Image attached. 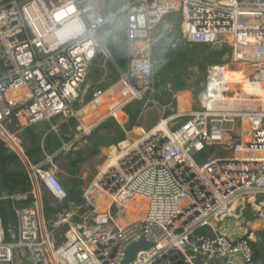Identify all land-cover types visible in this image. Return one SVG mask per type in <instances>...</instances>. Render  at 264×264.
Returning <instances> with one entry per match:
<instances>
[{"label": "built area", "instance_id": "1", "mask_svg": "<svg viewBox=\"0 0 264 264\" xmlns=\"http://www.w3.org/2000/svg\"><path fill=\"white\" fill-rule=\"evenodd\" d=\"M170 12H181L185 42L229 46L232 62L251 63L250 79L263 85L264 0H115L112 6L106 0H0V139L19 155L31 182L26 193L0 201L33 196L26 206L14 204L15 228L5 229L0 210V264H17L16 254L20 264L25 259L31 264H123L128 248L142 238L152 246L129 264H263L256 260L249 228L224 229L242 205L264 217V111L228 108L233 92L220 70L225 64L208 67L198 108L185 120L173 123L184 115L174 113L142 133L129 128L125 106L148 89L132 78L145 80L153 73L152 32ZM110 28L111 38L118 31L127 41V71L102 41ZM20 34L23 38H15ZM100 51L135 93L120 105L124 122L108 114L88 132L80 112L108 89L93 91L83 103L93 89ZM57 117L62 121L53 122ZM109 117L124 129L126 144L83 188L92 209L82 214L83 223L72 222L74 212L57 213L49 229L43 189L58 203L69 200L70 191L53 155L45 152L42 161H31L23 132L49 123L44 139L75 119L78 130L90 134ZM131 130L133 139L128 138ZM138 198L145 199L144 216L129 220L126 208ZM106 199L107 212H98V202ZM90 222L94 226L88 227Z\"/></svg>", "mask_w": 264, "mask_h": 264}, {"label": "rangeland", "instance_id": "2", "mask_svg": "<svg viewBox=\"0 0 264 264\" xmlns=\"http://www.w3.org/2000/svg\"><path fill=\"white\" fill-rule=\"evenodd\" d=\"M55 1V0H54ZM103 2L104 0H100ZM115 0H106V3L112 6ZM179 13H171L170 17L175 21L174 25L171 28V32L167 34L165 26L163 24L158 25L155 30L152 32L153 41L151 43V51H152V60H153V73L149 76V78L145 79L138 77L132 78L133 84L137 86H149L148 89L151 90L152 95L159 94L160 97L158 100H153L150 103V107L148 111H145L143 118L139 120L138 124L143 127H136L134 129L135 132L138 131V128L148 129L147 124L151 123V119L153 120L152 124H156L162 119V117H166L170 114L176 113H184L179 119H176L173 123H180L185 120L188 115L197 110L196 98L198 93L200 92L202 85L206 79V73L208 67L211 65L207 56V52L212 50L210 47H205L203 45H190L182 39L181 36V22L182 17H179ZM178 21V23H176ZM180 23V26H179ZM175 43L173 46L177 49V55L172 57L171 54L167 55L170 52L171 44ZM127 41L125 38H122L121 34L118 31L114 33L108 47L120 68L123 71H127V67H123L119 64L116 59V53H123L126 51ZM223 46H214V50H220ZM158 52V53H157ZM127 53V52H126ZM229 56L228 59H226ZM177 60L182 62V68L180 70V65L174 62ZM180 62V63H181ZM217 64H229L228 62H232L231 58V49L227 50L226 55L223 59H217L215 61ZM173 63V64H172ZM170 64V66H169ZM169 66V69L167 68ZM105 67V75L102 78H97L93 76L91 78V85L93 89L91 92L84 97L83 103L90 100L92 97L93 91L97 90H105L108 86V89L104 92L105 96L103 99H96L91 103L87 104L81 110L82 119L85 123L92 124L100 114H104L107 112V109L112 105L111 102L117 101L119 104L124 98H127L133 89L130 85H125L124 82L121 81V73L119 69L115 66L114 62L108 58L104 60ZM231 67V66H230ZM177 68V74L179 78L186 80L185 84L181 86L175 85V88L172 85V82L167 81V77L163 74V69H168L167 74L175 76L172 70ZM173 72V73H172ZM161 76L164 78L166 83V90H163V86L159 84V79ZM118 78V79H117ZM117 79L116 81H114ZM144 81V82H143ZM179 88H184L180 92H176L175 90ZM147 89V90H148ZM162 89V90H161ZM142 89V96L146 93V91ZM160 91H162L160 93ZM114 100V101H112ZM82 103H77L76 108H80ZM137 105V104H136ZM112 115V114H111ZM120 122L122 120L118 117L117 113L114 114ZM62 121L60 117H57L53 120V122ZM114 123H119L114 117L106 118L101 124L96 126L90 134H85L83 131L78 130L79 122L75 119H70L68 123L63 124L66 125L64 128V132L68 134V138L65 139L68 143V147L61 153L56 154L54 157L53 163L57 166L59 171V177L64 185V187L69 190V186L71 184H79V182L85 186L86 184L91 183L97 174L98 168L104 164L109 154L111 153V148L113 146H117L115 143L112 145H107L104 142V139L107 137L114 135V130H112L115 125ZM155 124V125H156ZM50 124L47 123V130H49ZM62 130V129H61ZM124 131V129H123ZM133 130L130 131L128 136L134 137ZM48 133H54L53 131H49ZM125 133V131H124ZM45 139V138H44ZM25 141H28L25 136ZM43 142V141H42ZM54 154V153H53ZM197 161H201L199 157H196ZM62 177V178H61ZM82 186V187H83ZM44 192V218L49 227L52 229V221L57 213H63L66 211L74 212V217L72 219L73 223H83L82 214H84L87 210H91L92 207L86 205L82 207V209H77L73 204L69 202V200H65L63 203H58L52 199L51 195L43 189ZM129 210L128 219L135 220L140 216H144L145 208L142 209L144 212H139L138 204L134 201L133 204L127 206ZM105 208V207H104ZM138 209V210H137ZM116 211V209H114ZM105 210H98V212H104ZM125 212L121 211V215L118 217V220L122 221L124 218ZM236 218H228L226 219V226L224 227L227 231H243L244 228H249V230L255 235L258 236V241L260 244L264 243V222H261L259 218L261 216L257 213L252 206L244 205L242 208L238 209V213H236ZM242 218H245V221H242ZM264 218V217H262ZM254 222L259 223V227L257 229H253L251 225ZM88 227L94 226L93 222L87 224ZM66 227H62L57 230V234L63 233ZM208 229V228H207ZM198 263L201 262L200 257L197 259ZM16 263H19V255L16 254ZM23 264H31L28 259L23 261ZM209 264H220L219 260L210 261Z\"/></svg>", "mask_w": 264, "mask_h": 264}, {"label": "trees", "instance_id": "3", "mask_svg": "<svg viewBox=\"0 0 264 264\" xmlns=\"http://www.w3.org/2000/svg\"><path fill=\"white\" fill-rule=\"evenodd\" d=\"M171 13L174 12H170L168 15H166L160 23L163 24V26H165L164 29H166L167 34L171 32V28L175 23L173 18L170 17ZM176 13L180 14L179 16L180 18L182 17L181 12H176ZM176 23H178V21ZM174 44L175 43L171 44L169 48L170 52L167 53V55L171 54L172 57L175 58V56L177 55V51H176L177 49L173 47L175 46ZM205 47L210 48V46H205ZM229 49H231L229 46H223L222 49L220 50H214V48H212V50L207 52L206 57L208 58L211 64H214L216 63L215 61L217 59L219 60L223 59L227 50ZM116 59L121 66L128 68V57L126 51L123 53H116ZM180 62L181 61H178L177 63L176 60L174 63L180 65V70H181L182 62L181 63ZM169 66L167 67L168 69ZM168 69H163L162 71L164 76L167 77V81L172 82L174 88L175 85H179L180 83L181 86L185 84L186 80L178 77L177 68L172 70L175 76L169 75V73L167 74ZM117 79H115L114 81H116ZM159 84L163 86L164 88L163 90H166V83L162 76L159 79ZM176 88H177L175 90L176 92H180L184 89L179 87ZM161 92L162 91H160V93ZM159 97H160L159 94L152 95L151 90L148 89L146 93L142 96V98L132 100L125 106V110L130 118L129 128H132L134 126L143 127L142 125L138 124L140 118L142 119L145 111L149 110L148 108L150 107V103L153 100H158ZM127 98H124L122 101H120L118 105H116L117 101L112 100L114 101V103L111 102L112 105H114L112 107L120 106L123 101L127 100ZM117 115L122 120V122L126 120V114L122 109H120L117 112ZM151 120H152L151 123L147 124L148 126L147 130L151 129L156 124V121L154 124H152L153 120H156L155 118ZM114 125L115 127L112 129L114 130V135L104 139V142L107 143V145H112V144L115 145V143L118 144L119 142H121L126 138V134L124 133L123 128L117 123H114ZM138 129H143V128H138ZM36 130L37 129L35 127L27 128L25 130V136L27 137L28 140H30V142L25 141V138L23 141L25 152L33 163H38L42 161L45 158V152L49 154H53L56 151H58L63 145L60 138L55 132L48 133L42 145V133L41 132L37 133L38 130L37 131ZM30 188H31L30 178L24 164L21 161V158L14 150H12L9 146H7V144L3 140L0 139V198H3L7 195L11 196L17 193H26L27 191L30 190ZM31 201H33V196L31 195L27 199L22 201H13L12 199H2L0 201V210L3 218L4 227L6 230H8L11 227L15 228L17 225V217L14 211V204L17 203L20 206H26ZM242 207L243 205L240 206L238 209ZM204 231L205 228L198 230V232H204ZM8 238H10V235H8ZM254 248H255L256 260H264V243L262 244H260V242L254 243Z\"/></svg>", "mask_w": 264, "mask_h": 264}, {"label": "bare ground", "instance_id": "4", "mask_svg": "<svg viewBox=\"0 0 264 264\" xmlns=\"http://www.w3.org/2000/svg\"><path fill=\"white\" fill-rule=\"evenodd\" d=\"M231 66V67H230ZM253 65L251 63H247L246 61H233L229 64H225L222 69L220 70L224 73V77L228 81L227 88L230 90V92H233L231 94V99L229 101L228 108L229 109H247V110H259L264 111V83L261 86L260 84H257L256 82H253L250 79V75L253 72ZM135 72H132L130 76L134 75ZM140 78H145L143 76H140ZM124 82L125 81L121 80ZM20 90L16 89L12 92V94H17ZM105 92V91H104ZM102 93L99 95L97 99H103L105 96V93ZM135 93L134 89H131L130 94L128 95V98L131 96V93ZM127 98V99H128ZM83 109V108H82ZM120 106L115 107H109L107 109V112L104 114H100V116L95 120L92 124H87L83 122V127L86 129V131L89 132L91 127H93L97 122L101 121L105 116L108 114H116L120 110ZM81 127V128H83ZM144 129H138L136 133H142ZM129 139H133V136H128ZM126 144V141H121L119 144L113 148H111V153L109 154L112 157H114L118 149ZM110 200V199H109ZM138 206H140L142 209L145 208L146 210V202L143 198H138L135 201ZM133 204V203H132ZM105 207V209H104ZM98 210H105L104 212H107L109 208L108 200L106 199V202L101 201L97 204ZM143 216H140L136 219H140ZM135 219V220H136Z\"/></svg>", "mask_w": 264, "mask_h": 264}, {"label": "water", "instance_id": "5", "mask_svg": "<svg viewBox=\"0 0 264 264\" xmlns=\"http://www.w3.org/2000/svg\"><path fill=\"white\" fill-rule=\"evenodd\" d=\"M112 32H113V29L110 28V29L105 30L103 34L101 35L102 41L104 42L105 46H108L110 39H111ZM15 38H23V35L20 34L16 36ZM15 38H12L11 40H14ZM100 53H101V56L98 58V68H97V74H96L97 78H102L105 72V67H104L105 57L102 54V51H100ZM37 128L39 131L44 132L46 130V125L45 123H39L37 125ZM27 165L29 166L30 164H27ZM69 202L78 208H82L86 206L87 201L84 197V189L82 187H74L73 189H71ZM54 219H56V217H54ZM259 220H261V222H264V218L262 217L259 218ZM242 221H245V218H242ZM13 238H15V235H13ZM151 246L152 244L147 242L143 238L140 239L138 242L132 244L127 250L126 258L123 264H129L136 258L139 251L149 249Z\"/></svg>", "mask_w": 264, "mask_h": 264}, {"label": "crops", "instance_id": "6", "mask_svg": "<svg viewBox=\"0 0 264 264\" xmlns=\"http://www.w3.org/2000/svg\"><path fill=\"white\" fill-rule=\"evenodd\" d=\"M104 75H105V72H104ZM144 82V81H143ZM148 88H149V86H147ZM63 124H66L65 122L64 123H62L60 126H59V134L58 133H56L57 135H58V137L60 138V140H61V142L63 143V145H62V147L58 150V151H56L54 154H51V155H53L54 157L56 156V154H58V153H61V152H63L64 150H65V148H63L64 146H65V143H66V140L65 139H67L68 138V134L67 133H65L64 132V128H66V125H63ZM32 127H35V126H32ZM28 128H30V127H28ZM37 130H38V128L37 127H35ZM27 129V128H26ZM25 129V130H26ZM62 129V130H61ZM36 130V131H37ZM46 130H47V128H46ZM45 130V131H46ZM44 131V132H45ZM39 132H41V131H37V133H39ZM44 132H41L42 133V141L44 142V139H43V135H44ZM23 138H25V131L23 132ZM28 142H30V140H28ZM43 142H42V145H43ZM113 147H115V146H113ZM25 148V147H24ZM57 171V174L59 175L60 173H59V171H58V169L56 170ZM60 176H61V174H60ZM62 178V177H61ZM90 183L88 182V184H86L85 186H83L80 182H79V184H71L70 186H69V190L68 191H71V189H73L74 187H82V188H85L87 185H89ZM19 205V204H18ZM134 208H138L139 209V212H144L142 209H141V207L140 206H138V207H134ZM105 209V208H104ZM137 209V210H138ZM141 210V211H140ZM260 225H259V223L258 222H254L252 225H251V227L253 228V229H257L258 227H259ZM252 237H253V239H255L256 240V243H258V242H260V241H257V240H259L258 239V236H257V234L255 235V232H253L252 233ZM262 262H263V264H264V260H262Z\"/></svg>", "mask_w": 264, "mask_h": 264}, {"label": "clouds", "instance_id": "7", "mask_svg": "<svg viewBox=\"0 0 264 264\" xmlns=\"http://www.w3.org/2000/svg\"><path fill=\"white\" fill-rule=\"evenodd\" d=\"M71 11V10H70ZM64 15V13H60L57 17H56V19L57 20H59L60 18H61V16H63Z\"/></svg>", "mask_w": 264, "mask_h": 264}]
</instances>
